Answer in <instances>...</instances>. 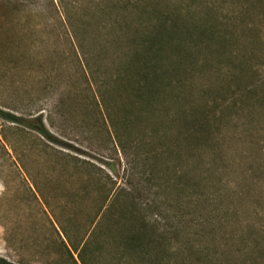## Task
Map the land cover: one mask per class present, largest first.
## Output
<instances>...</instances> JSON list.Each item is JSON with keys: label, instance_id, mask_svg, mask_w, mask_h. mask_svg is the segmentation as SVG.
<instances>
[{"label": "rangeland", "instance_id": "obj_1", "mask_svg": "<svg viewBox=\"0 0 264 264\" xmlns=\"http://www.w3.org/2000/svg\"><path fill=\"white\" fill-rule=\"evenodd\" d=\"M209 1L221 21L233 18L235 43L210 23L208 3L0 0V261L43 264L53 208L68 193L67 174L57 193L52 168L69 150L9 113L42 114L148 220L199 249L193 264L257 263L264 0ZM41 193L58 197L47 207Z\"/></svg>", "mask_w": 264, "mask_h": 264}, {"label": "trees", "instance_id": "obj_2", "mask_svg": "<svg viewBox=\"0 0 264 264\" xmlns=\"http://www.w3.org/2000/svg\"><path fill=\"white\" fill-rule=\"evenodd\" d=\"M184 1L199 8L205 3L210 4H205L212 13L210 23L220 27L227 43H235L233 18L225 17L221 21L209 0ZM226 23L231 34L224 27ZM254 89L251 101L253 106H257L260 93L256 87ZM2 115L12 123L37 132L53 145L69 150V154L57 151L52 168L54 179L59 182L57 193L67 174L68 193L64 195L60 190L61 200L53 208V235L49 251L42 258L43 264H193L201 254L199 249L194 251L195 247L182 241V237L179 239L178 231H162L157 222L148 220L142 209H137L134 200L117 193V183L112 174L96 166L92 159L83 157L73 146L51 135L42 114L32 119L9 113ZM41 195L47 207L58 197H50L49 201L48 196ZM158 224L161 226L160 222ZM173 240L183 242L186 248L191 249L189 254L182 244L179 248L171 246ZM255 249L262 253L256 264H264V244L258 243ZM0 264L7 263L0 261Z\"/></svg>", "mask_w": 264, "mask_h": 264}]
</instances>
